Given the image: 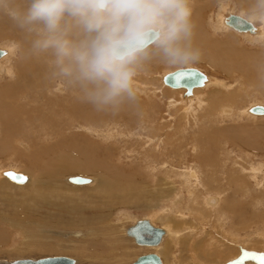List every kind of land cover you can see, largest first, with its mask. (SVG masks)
Wrapping results in <instances>:
<instances>
[{"label": "bare ground", "instance_id": "1", "mask_svg": "<svg viewBox=\"0 0 264 264\" xmlns=\"http://www.w3.org/2000/svg\"><path fill=\"white\" fill-rule=\"evenodd\" d=\"M26 5L27 0H0V41L5 39L14 41L10 44L7 42L4 47L0 48L3 51V56L0 59H6L7 56L12 55L15 47L18 49V56L12 64H0V80L2 77H10L8 80L0 81V207H5V212L9 210L12 215V219L5 215H0V219L10 223L14 228L27 222H43L48 224L47 226L64 230H60L62 232L74 230L75 238L77 236L81 241L84 239L83 242L91 238L86 244L91 259L101 260L104 262L103 264H107L108 261L118 263L128 253L120 247L123 241L118 235V233H122L120 228L117 225L112 226L105 219L106 210L111 211L115 205H127L131 201L141 202L147 192V184L151 182V186H158L154 187L155 189L152 188L155 190L151 194L154 199L163 194L172 196H168L170 198L167 202L171 207L167 206L168 209L164 213L158 214V218L162 219L169 228L164 227L165 230L160 228L164 234L159 245L148 247V250H151L149 253L156 254L161 264L164 263L159 252L168 254L174 250L173 246L176 244L180 253L186 254L185 256L189 257L190 261L179 257L180 261L177 259L173 264H188V262L192 264H227L232 261H234L232 264H264L259 256L249 259L250 257L245 255L249 254L248 252L251 250H257L264 256V241L252 240L249 231L252 218L264 221V212L259 210L260 208L251 211L252 217L248 208L253 191L250 179L254 181L255 187L263 190L264 176L258 178L257 175L259 172L264 173V167L261 172V164L251 167L245 165L244 158L240 159L239 163L231 159L230 151H225L222 145L219 147L220 136H225V132L220 129H215L218 131H213V133H206L205 128L201 129L198 141H194L198 137L191 138L189 141L178 138L173 140L172 136L180 132L179 122L174 125H171L167 120L158 122L164 116L156 121L154 119L146 120L135 110L136 107L146 110L147 104L144 101L138 102L139 106H137L138 104L134 105V102L129 107H126V103H124L125 106L120 107L118 104L122 100L121 97L124 99V96H121L114 103L107 105L88 103L84 98V89L59 72L51 52H40L33 48L34 33L17 25L14 14L23 10ZM228 5H231V10L238 13H251L250 18L235 14L253 26L251 32L239 33H244L245 39L248 38L253 43L258 37L264 45V3L261 0H191L194 36L192 41L182 43L198 48L201 53L200 59H205L209 66L218 68V70L220 68L224 73L238 72L239 77L245 75L251 80V84H255L252 89H255L256 96L264 98V85H260L263 83L253 80L252 76L249 78L250 73L248 72L251 69V62L253 63V59H257L259 55L255 56V54L260 51H255L254 55H252L253 51L252 54H249L250 51L246 50L248 47L246 49L242 47L239 40H237L238 42L234 41L236 38L228 32L225 36L228 38L227 41H214L216 39L215 31L227 30L225 20L233 14L230 13L227 17L218 14L217 25L212 33L206 25L208 18L205 17L209 16V12L214 9L224 11L225 6ZM254 17H259L261 26L256 27L253 24ZM151 51L152 53L147 55L148 57L141 59L146 62V65L153 66L168 61L159 48ZM261 52L263 53V51ZM262 58L259 56V61ZM7 59L6 61H8ZM258 68L253 64L252 69ZM260 68L263 69L264 64ZM143 70L144 73L151 72L150 68ZM152 78L150 77V79ZM144 79L143 88L147 89L151 96L155 95L150 91L153 88L149 86L151 83L148 76L145 75ZM213 80L206 76L203 86L193 89L190 95L184 94L181 98L186 103L183 105L184 110L182 111L184 117H186L185 114L195 116L197 111L204 108L207 103L211 105L217 102L231 104L234 99H238L240 94L237 95L234 92L236 90L232 91L231 86L226 87L221 83L222 81L214 80V83ZM210 85L215 87L206 92L205 89ZM219 87L225 91L220 90ZM134 88L139 92H144L143 88L142 91L137 87ZM180 91L182 93V90ZM180 100L176 99L172 102L170 100L169 104L177 106ZM192 101L195 102V107L191 106ZM253 106L264 105L252 104L241 109L238 115H246L252 120L256 119V116H264L250 113L249 109ZM218 114L222 118L230 119L234 115L233 111L229 112L224 108L218 110ZM136 116L141 118L139 123L145 122L149 125V130H153V133L140 136L139 140H133L134 145L136 144L135 147L128 149L129 153L139 157L137 158L143 167L142 171L125 169V166H121L118 163V155H115L112 150L114 144L110 143L106 146L101 143L102 141L91 140L86 134L78 136L70 129L77 125L85 131L91 132L92 129H95L93 132H98L97 128L105 126L106 129L108 128L107 130L111 131L109 125L113 126L117 122L130 128L131 125L138 123L134 121ZM107 121H114V123H107ZM176 129L178 131L173 132ZM76 136L80 137V140L76 139ZM234 140L235 143L242 146L248 143L247 139L245 140L243 137ZM106 142L109 143L110 140ZM128 142L132 143L131 140ZM167 145L180 156L179 158L185 154L186 163L191 164L183 170L174 168L171 170L167 163L160 162L161 158L167 156V153H164L160 148H166ZM122 149L123 147L120 151ZM157 149L160 150L156 152ZM8 160H13L10 163H14L10 165L16 163L24 173L29 175H23L25 181L22 185L27 184L28 186L20 192V198H14L11 193L7 192L6 187L9 186H6L7 183L5 184L4 179H1V176L5 177L10 173V167L1 169ZM144 161L146 162L144 163ZM228 162H231V166L227 165ZM179 163L185 166L183 158L179 160ZM192 164L195 165L194 169ZM200 168H206L204 176L200 174ZM11 172L21 174L14 169ZM82 173L89 174L91 177L76 175ZM71 177L86 179L87 184H70L71 182L67 181ZM79 188L83 189L79 190ZM195 192L202 194L201 206L205 212L200 211L201 206ZM263 193L264 191L259 194L260 196L254 195L255 200H260ZM180 200H185V203L178 202ZM207 200L210 202L207 203ZM78 201L87 203L79 204ZM154 207L157 208L156 205ZM213 212H215V217L208 216ZM147 219L149 223L152 222V218ZM225 224H228L227 228ZM219 229H222V233H217ZM182 230H185L187 234L190 233L191 237L183 238V235H179ZM55 231L57 233V230ZM23 234L21 233V235ZM218 236L221 238L219 244L216 240ZM197 238L200 239L197 241L195 240ZM258 245L259 247H257ZM11 262L0 264H10Z\"/></svg>", "mask_w": 264, "mask_h": 264}, {"label": "rangeland", "instance_id": "2", "mask_svg": "<svg viewBox=\"0 0 264 264\" xmlns=\"http://www.w3.org/2000/svg\"><path fill=\"white\" fill-rule=\"evenodd\" d=\"M230 7H231V5L225 6L224 11H219L218 9H214L212 12L208 13L209 16L205 17V18H208L206 21V25L208 26V28H209L208 30L211 33L215 31L214 27L217 25L216 17L218 14H221L223 17H227L230 13L233 15L236 14L239 16H243L245 18L251 17L250 16L251 13L250 14L249 13H242L241 14L235 10H231ZM257 14H260V13H257ZM258 16H261V15H258ZM252 21L256 27L261 26V20L259 19V17H254ZM225 27L227 28V30L219 29V30L215 31L216 35H214V37H216V39L214 41H217V40L227 41L228 38L227 37L225 38V36H226V33L228 32L229 34H231V36L236 38V40H234V41L238 42L237 40H239L242 47H244L245 49L247 47L249 48V50H248V48L246 49L247 51H250L249 54L253 53L252 55H254L255 54L254 52L255 51L257 52L259 50L260 53L259 52L256 53L255 56L259 54L258 57L262 56L263 58H262V60H260L261 62L259 61L258 57H257V59H253L254 60L253 63L251 62V64H250L251 69L248 71L250 74L249 73L248 74L250 75L249 78L253 77L254 78L253 80H258V82L263 83V84H260L261 86L264 85V68L263 69L260 68V66L261 65L263 66V64H264V45H262V43L258 39V37H256V39L254 40V43H253V41L250 42V40L248 38L245 39L246 37H244L245 36V35H243L244 33H239L237 31L233 30L229 26L228 27L225 26ZM257 41H259V42H257ZM7 42H9V44H10V43H13L14 41H12V40L10 41L8 39L1 40L0 41V48L4 47ZM156 48L157 47H155V46H150L148 51H147V55H150V53H152L151 50H154ZM261 51H263V53ZM147 55L144 57H148ZM17 56H18V49H17V47H15V50L13 51L12 55L7 56L8 59L7 58L6 59L8 61H6V59L1 58L0 64H2V65L12 64L15 61ZM141 59L137 62L136 66H135V75H134L133 81H132L133 94L131 96L126 95V94L123 95L124 99H123V97H121L122 100H120V102L118 104V105H120V107L125 106V105H126V107H129V105H133L134 102H135L134 105L138 104L137 106H139L140 101H142V102L144 101V103L147 104V105L145 104L146 110L144 108L142 110H140L138 107H136L135 110H137L139 112V115L141 114L143 118L145 117L146 120L154 119L156 121L160 117L164 116L163 118H160L158 120V122H163V120H167V121H169V123H171V125H174L177 122H179L178 129L180 128V132H177L178 129L173 131V132H177L179 134V135L177 134V135L172 136L173 140H176L178 138V139H185V140L189 141L191 138H194V137L197 138L198 137L197 140H194V141H198L201 129L205 128L206 133H211V132L213 133V131H218L215 129H220L223 132H225L224 133L225 136H220L219 147H220V145H222V148H224L225 151H230L229 157H231V159H233L239 163V160L244 158L243 162L245 163L246 166L250 165L251 167L252 166L256 167L257 165L261 164L262 167L260 168V170L264 167V119H263L264 116H256L257 118L258 117H261V118H258V119L256 118V119L252 120V118L247 117L246 115H238L241 109L247 108V107L251 106L252 104L258 103V104L264 105V98H258L256 96L255 89H252V88H254L253 86L255 84H251V80H249L247 77H245V75L239 77L238 72H233V73L225 72L224 73L223 70H221L220 68H219V70H220L219 71L218 68L216 69L214 67L209 66L205 59H200V58L197 61L191 62V63L176 64V63H172L168 60L167 62L160 63L158 65H153V66L150 64L146 65V62L141 60ZM260 63H261V65H260ZM253 64L257 68L258 67L259 68L258 69H252ZM141 68H142V70L144 68H147V69L150 68L151 72L144 73V70L142 71ZM183 68H196V69L200 70L201 72H203L210 79L213 80V78H214V80H217L219 82L222 81L221 83H223L226 87L228 85L231 86L230 89L232 91L236 90L234 92L237 95L240 94V95H238V99L237 100L234 99L233 103H231V104H223V103L217 102L214 105H211L210 103H207L204 106V108L197 111L195 116L185 114L186 117H184V113L182 111L184 110L183 105L186 103L183 102V100L181 98H183V96H184L185 89H182V88L177 89V90L170 89L169 87L163 85V83L161 81L162 77L164 75H166L170 72H173L177 69H183ZM139 70H141V71H139ZM145 75L148 76L149 82L151 83V84H149V86L151 88H153V89H150V91L155 93V95H153V96H151L150 93L147 92V89L143 88V84L145 81V79H144ZM249 75H247V76H249ZM150 77L151 78L153 77V78L150 79ZM8 79H10V77H5V78L2 77L0 81L2 82L3 80L5 81ZM259 79H260V81H259ZM214 80H213V82L215 83ZM262 80H263V82H262ZM134 87L141 89V91L144 89V92H139ZM214 87L215 86L210 85L205 90L207 92V90H211ZM219 89L222 90L220 87H219ZM180 90H182V93ZM229 90H228V92H229ZM222 91H225V90L223 89ZM205 96H207V95H205ZM136 97H138V98H136ZM176 99H179V100L181 99L178 103L179 105L170 106L169 101L171 100V102H172V100H176ZM130 100H131V102H130ZM124 103H126V104L124 105ZM191 106L192 107L196 106L194 101H192ZM221 108L227 109L229 112L233 111V113H234L233 117L230 119V118H222V116H219L218 110H220ZM145 111H147V112H145ZM168 114H169V116H167ZM140 120H141V118H139V117H137L136 120L134 119V121L138 122V123L131 125L130 128L125 127L123 125H120L121 123H118V122L116 124V123H114V121H107V123H109V122L114 123L113 126L109 125V128H111V131L107 130L108 128L106 129L105 126L97 128L96 131H98V132H93L95 129H92L93 131L88 132V131L83 130L82 127H78L77 125L75 127H73V129L72 128H70V129H71V131H74L76 133V135H78V136L79 135L82 136L83 134L84 135L86 134V136L91 138V140H96L98 142L102 141L101 143H103L106 146L110 143L114 144L113 145L114 149L112 148V150L115 152V155H118V158H119L118 163L121 166H125V169H133V170L137 169V170L142 171L143 167H141L142 165L139 164V161H138L139 157L135 156V154H133V153L128 152V149H130V148L132 149L133 147H135V145H136V144L134 145L135 140H139L145 134L153 133V130H149V125L145 122L139 123ZM206 120H209V121H206ZM224 121L225 122L227 121V122L225 123ZM144 126H146V127L143 128ZM227 126H228V128H227ZM124 127H125V129H124ZM231 129H232V131H231ZM123 130L125 131V133ZM259 130H261V131H259ZM142 132H145V133H142ZM146 132H148V133H146ZM244 132L245 133L247 132L246 133L247 135ZM106 133H108V134H106ZM129 134H131V135H129ZM78 136H76L77 137L76 139L80 140V137H78ZM260 136H261V138H260ZM241 137H243V139H245V140L247 139L246 141H248V143H246L245 145L243 144V146H242V145H238L237 143L234 142L235 141L234 139L241 138ZM104 139H105V141H104ZM256 139H257V141H256ZM109 140H110V142L107 143L106 141H109ZM130 140L132 143L128 142ZM232 142H234V143L231 144ZM256 142H258V143H256ZM123 143H125V144H123ZM121 147H123V149L120 151ZM257 147H258V149H257ZM160 149L164 153H167V156L165 158H161L160 162L167 163L171 170H174V169L183 170V169H185V167H187V166H189V164H191L188 162L186 163V155L183 154L182 158H183V161H185V166H182L179 163V160H181L182 158H179L180 156L178 154H176V152H173V150L168 145L166 148L162 147ZM160 149H157L156 152H158ZM220 151H223V150H220ZM180 152H182V151H180ZM133 157H134V159H133ZM11 161H13V160L6 161L3 164V166L1 167V169H3V168L9 169V167H10L11 168V169H9L10 172L12 169H14V171L19 172L22 175L29 176L27 173H24L16 163L14 165H10V164L14 163V162L10 163ZM145 162L146 161H144V163ZM230 163L231 162H228L227 165L231 166ZM194 166L195 165L192 164L193 169H194ZM205 170H206V168H200L199 169V172L202 176L205 175ZM262 170H261V172H263ZM171 174L173 175V172ZM76 175L81 176V177H84V176L91 177V176H89V174H85V173L76 174ZM257 176H258V178H260L261 176H264V173L259 172ZM1 177H2L1 178L2 180L4 179L5 184L7 183L6 186H9V187H6L7 192L11 193L14 198H20V192L23 191L26 188V186H28L27 184L22 185L23 183H20V184L16 183V182L10 180L9 178H7V176H5V177L1 176ZM250 180H251L250 181L251 188L253 187L252 188L253 191L251 192L252 197H251V200L249 202L250 206L248 208L250 210L249 214H251L253 217V213H251V211H256L260 208L259 210L264 212V203H263L264 202V193L262 194L263 196L260 198V200L256 201L254 198L256 195L261 194V192L264 191V188H263V190L258 189L257 187H255L254 181L252 179H250ZM67 182H69V181H67ZM70 184H74V183H70ZM86 184H81V185H86ZM151 184H152L151 182L149 184H147V192L145 193L144 198L141 199V202L137 203V202L131 201V202L127 203V205L126 204L115 205L113 207L114 210L113 209L111 211L106 210L107 214L105 216V219L108 220L109 224L111 223L112 226L117 225L120 228L122 233L121 234L118 233V235L120 236V239H123V241L120 244V247L123 250H125L126 253H128V255L123 257L118 263L108 261L107 264H130V263L134 262V260L137 257H139L143 254L145 255L146 253L148 254L151 251V250H148V247L138 246L137 244L134 243V241L131 237H128L125 234V230L128 227H130L131 225H133L137 220H141V219H145V218L146 219L152 218V222H150V223L154 227L156 226V227L162 228L164 230H165V228L166 229L169 228L167 225H165L163 223L162 219L160 220L158 218V214L164 213V211L168 209L167 206H170V205L167 202H168V199L172 196H170V194L169 195L163 194L161 197L154 199L151 194H152V192L154 193V191H155L154 187L157 188L158 186H154V185L151 186ZM75 185H79V184H75ZM148 185H150V186L148 187ZM75 188H78V187H75ZM152 188H154V189H152ZM80 189H83V188H79V190ZM208 189H210V188H208ZM13 193H16V194L13 195ZM229 193H230V191H229ZM195 194L198 196L197 201L199 202V205L201 206L202 205V194L199 192H195ZM168 196H170V197H168ZM160 198H161V200H160ZM164 198H166V199H164ZM158 199H159V201H158ZM146 201H148V202H146ZM178 202L185 203V200H180ZM208 202H210V201L207 200V203ZM78 203L85 205L87 202L78 201ZM144 203H146V204H144ZM165 204H166V206H165ZM154 205H156L157 208H155ZM161 205H163V206H161ZM148 206H149V208H148ZM4 208H3V206L0 207V215H5V216H7V218L12 219V215L10 214L9 210L5 212ZM200 211L205 212V210L203 209L202 206H201ZM210 215L215 217V212L209 214L208 216H210ZM75 216H77V215H75ZM112 220H114V221H112ZM147 220L150 221V219H147ZM158 220H160V221H158ZM0 221H1L0 222V227H1L0 232L3 231L0 234V263L11 262V261L14 262L17 260H31V261L35 262L37 260L48 258V257H66V258L73 260L74 264H103L104 263L101 260L91 259V257L89 256L90 255L89 254V248L86 246V244H87V242H89V240L91 238H88V239H86L85 242H83L84 239L81 241L80 239H78L77 236L75 238V234H74L75 232L73 233L74 230L62 232L64 230L55 229L51 226H47L48 224L46 225L43 222H35L36 224L27 222L26 224H21L20 226H16L14 228V226H11V224L6 222L5 220L0 219ZM260 221H261V223H260ZM9 224H10V226H9ZM250 224H252L250 226V229H249L250 234H251L250 235L251 239L252 240L260 239L261 241H264V221L260 220V219H253L252 218ZM227 225L228 224H225L226 228H227ZM2 229H4V230H2ZM55 230H57V233ZM60 230H62V231H60ZM221 231H222V229H219L217 231V233H222ZM25 232H27L28 234ZM53 232L55 234H52ZM60 232L65 233V234H61ZM21 233L22 234L24 233V234L21 235ZM226 234H227V229H226ZM179 235H183L184 236L183 238H190L191 237V234L190 233L187 234V232L185 230H182L179 233ZM218 238L216 240L218 241V244H219L221 242V238L219 236H218ZM165 239H166V236H165ZM198 239H200V238H197L195 240L198 241ZM61 247H67V248L64 249ZM257 247H259V245ZM173 249L174 250L168 254H161L159 252V256H160V258L164 264H173V262L175 260L177 261V259L180 261L179 257H182V258L190 261V258L185 256L186 254L180 253L177 244L173 246ZM252 251H253V253L256 254V257L257 256H259L260 258L264 257L263 253L258 252L257 250L256 251L251 250L248 253L251 254ZM181 255H183V256H181ZM249 259H253V258L250 257ZM224 260H222V261H224ZM182 261H183V259H182ZM233 262L234 261L229 262L227 264H232ZM190 263L191 262H188V264H190ZM179 264H181V263H179Z\"/></svg>", "mask_w": 264, "mask_h": 264}, {"label": "clouds", "instance_id": "3", "mask_svg": "<svg viewBox=\"0 0 264 264\" xmlns=\"http://www.w3.org/2000/svg\"><path fill=\"white\" fill-rule=\"evenodd\" d=\"M191 14V0H27L14 20L88 103L107 105L133 94L135 66L150 46L176 64L200 58L182 43L193 40Z\"/></svg>", "mask_w": 264, "mask_h": 264}, {"label": "water", "instance_id": "4", "mask_svg": "<svg viewBox=\"0 0 264 264\" xmlns=\"http://www.w3.org/2000/svg\"><path fill=\"white\" fill-rule=\"evenodd\" d=\"M225 24L238 32H251L253 30V26L249 22L236 15H229L225 20ZM2 56L3 51L0 50V57ZM205 79V74L200 70L196 68H183L164 75L162 83L170 88L185 89L184 94L187 96L191 94L193 89L203 86ZM249 112L256 115H264V106H253L249 109ZM6 176L16 183H23L25 181V176L22 174L10 172ZM68 181L74 184L86 183V179L79 177H71ZM125 234L131 237L138 246L152 247L159 244L164 231L158 227H154L146 219H141L128 227ZM10 264H74V262L66 257H48L35 262L31 260H17ZM131 264H161V262L156 254L148 253L137 257Z\"/></svg>", "mask_w": 264, "mask_h": 264}, {"label": "snow or ice", "instance_id": "5", "mask_svg": "<svg viewBox=\"0 0 264 264\" xmlns=\"http://www.w3.org/2000/svg\"><path fill=\"white\" fill-rule=\"evenodd\" d=\"M246 256L248 257H252V258H255L256 257V254L255 253H251V254H245ZM262 261H264V257H261Z\"/></svg>", "mask_w": 264, "mask_h": 264}]
</instances>
